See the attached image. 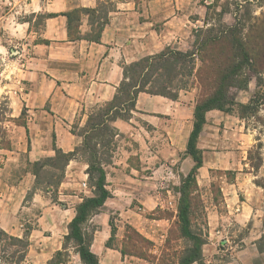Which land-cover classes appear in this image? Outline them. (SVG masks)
Returning a JSON list of instances; mask_svg holds the SVG:
<instances>
[{
    "label": "crops",
    "instance_id": "1",
    "mask_svg": "<svg viewBox=\"0 0 264 264\" xmlns=\"http://www.w3.org/2000/svg\"><path fill=\"white\" fill-rule=\"evenodd\" d=\"M102 1L106 0H0V26L10 35L4 36L9 37L0 44V54L14 48L17 51L9 62L11 83L8 85L6 81L9 89L3 95L8 98L10 108L11 120L6 124L13 125L10 130L12 151L7 157L9 167L15 168L23 158L27 163L54 158L56 150L66 154L74 152L82 144V138L74 134L73 127L84 128L97 109L113 100L123 81L124 68L144 57L159 54L167 47H176L178 31L172 29L173 21L165 22L160 29L150 22H142L134 0H111L114 9L99 44L71 42L64 14L77 9H96ZM22 14L31 16L32 21L16 18ZM38 16L44 19L37 26ZM81 21V33L89 34L92 31L90 17L83 16ZM39 40L47 43H37ZM14 43L16 46L11 47ZM195 91L182 93L178 101L140 94L132 119L112 123L117 134L116 148L112 165L105 168L112 198L102 209L120 203L119 179L126 177L136 181L132 176L141 172L149 175L152 164L154 170L160 172L169 169L168 164L179 162L183 177L193 170L195 162L187 155V148L194 128ZM24 110L26 127L15 122ZM206 121L197 142L203 160L197 183L199 186L211 184L214 171L233 172L236 182H225L221 188L223 203L220 209L213 205L207 218L211 238L214 240L216 232H220L217 238L223 236L231 243L230 247L225 251L214 243L205 264H264V252L259 250L264 238V188L256 182L264 179V155L258 169L250 159L251 150L263 139L256 138L245 120L236 114L214 110L207 113ZM133 159L141 163L140 169L131 166ZM71 165L81 166L79 170L84 173L88 169L87 163L79 160L71 161L68 168ZM9 183L6 177H0V189L8 188L12 196L33 188L35 176L28 171L27 178L16 186ZM64 185H61L60 195L68 204L63 205L60 212L57 204L38 201V193L33 197V202L42 204L39 230L48 233L50 246L52 242L55 244L42 251V255L47 256L46 264L62 251L69 224L84 200L76 191L66 194L68 187ZM151 199L155 198L151 196ZM141 202L144 205L150 200ZM0 208V228L9 233L7 220L14 221L16 207L1 201ZM47 217L52 219L49 227L45 222ZM110 238L111 228L109 232L106 227L93 237L91 250L100 263L108 255L106 252H115L107 248ZM225 252L230 253L223 262Z\"/></svg>",
    "mask_w": 264,
    "mask_h": 264
},
{
    "label": "rangeland",
    "instance_id": "2",
    "mask_svg": "<svg viewBox=\"0 0 264 264\" xmlns=\"http://www.w3.org/2000/svg\"><path fill=\"white\" fill-rule=\"evenodd\" d=\"M106 1L109 2L107 7L112 8L111 0ZM134 2L136 3V8L142 14L140 17L142 22H150L154 27L160 29L165 22L173 21L172 29L178 31L176 47L182 51L192 49L195 40L193 31L204 28L207 21L212 25H217L219 22L229 26L234 25L238 5H240L238 18L245 34H248L255 25L264 31V0H134ZM210 5L217 6L209 10L208 7ZM224 9H227V12L217 16ZM16 18L32 21L31 16L23 14ZM42 22V20L37 19L36 25L38 26ZM35 31H38V27H36ZM5 35L9 34H6L5 30L0 26V44L10 36L5 38ZM13 46H16V43L11 45V47ZM15 52L17 51L14 48L8 53L0 54V103L8 99L3 95L5 90L9 89L7 86L11 83L9 82V75H11L10 70L12 71V69L9 68V62ZM248 75L251 77L249 88L247 90L234 89L231 95L237 103L249 104L250 100H254L253 109L255 110L245 114V122L249 131L256 138L263 139L261 144H255L250 153L252 165L258 167L261 164V155H264V73L258 75L261 79L260 86H257V79L253 74ZM6 81L9 82L8 85ZM193 90H196V104L200 89L195 86L189 92ZM3 118L4 113L0 109V121ZM23 123L24 121L18 122L17 125ZM8 125L6 123L3 124L6 134L2 135L0 133V177H6L10 182L9 186H16L27 178V172L31 171L32 167L28 165L24 158L18 165L16 164L15 168L8 166L7 157L10 151L3 150L8 147V141L11 142L12 134L10 130L13 125ZM73 132L79 133L77 126L73 127ZM78 160L84 162L81 158ZM140 165L141 163L137 159L131 161V166L134 168L140 169ZM168 166L169 169L164 168L162 171L157 172L154 170L155 165L152 164L149 175H145L147 172H141V174L132 176L136 181L122 177L117 182V185H119L118 198L120 203L114 206L110 205L106 210L101 208L89 218L84 226L87 235L94 236L103 227H106L110 232V220H113L117 227L116 238L111 243L115 252H106L108 255L102 258L101 264H179V260L183 257L185 251L192 247L193 243L183 238L180 232L182 225L179 222L178 215L183 178L180 171V163L168 164ZM79 167L81 166L71 165L70 168L67 167L63 179H61L63 173L47 169L46 171L55 174L56 177L53 179L46 177L44 182L43 180L40 181L44 183L42 186L36 185L35 179L33 188L28 191L24 189L20 193L16 192L12 196L9 195L8 188L0 189V203L5 201V204L10 203L16 207L14 221L9 218L7 220L10 230L8 234L22 238L27 228L32 230L31 247L26 264H46L47 256H43L42 251L45 248L55 247L53 242L51 246L49 245L48 233L39 230L38 223L43 210L41 208L42 204L33 202L34 194L38 193L40 196H38V201L42 203L47 205L57 204L58 212H60L63 205L68 204L64 202L66 199L63 195H60L62 184H65L64 187H68V190H65L66 194L76 191L84 198L94 196V189L89 182L87 173L79 170ZM125 171L127 172L128 170ZM211 179V184L208 183L201 186L198 184L197 187L192 188L190 196L192 230L196 233H201L206 240V245L203 247V254L205 255L203 264L209 259V250L214 243L218 249L225 251L229 249L231 244L227 242L223 247L221 243L223 236L219 239L215 237L214 240L211 238L207 226V218L213 205H217L220 209L223 203L221 188L225 182H236V174L233 172L214 171ZM48 181H51L53 185L48 187L46 185ZM256 182L264 185V179H259ZM83 183L88 184L89 190H83ZM107 190L111 193L110 187H107ZM151 196L155 199H151ZM142 200H150V202L143 205ZM171 201L175 203L174 208L169 205ZM156 203L158 206H156ZM166 221L169 222L166 223ZM45 222L47 227L52 225L50 217H47ZM134 231L151 244L143 242L136 236ZM43 243H46V246ZM64 244L65 240L63 241ZM66 246L69 254V257L66 258V264H83L74 249L73 242L66 243ZM121 252H124V255ZM228 253L230 252H225V257L221 259L223 262L228 260ZM0 264L3 263L0 262Z\"/></svg>",
    "mask_w": 264,
    "mask_h": 264
},
{
    "label": "trees",
    "instance_id": "3",
    "mask_svg": "<svg viewBox=\"0 0 264 264\" xmlns=\"http://www.w3.org/2000/svg\"><path fill=\"white\" fill-rule=\"evenodd\" d=\"M112 4V3H111ZM109 2L102 1L96 9H77L64 14L68 20V36L71 42L88 41L100 43V37L109 23V14L114 9L108 8ZM217 5H210L208 9ZM227 12V9L217 14ZM240 5L235 17L234 25L219 22L212 25L208 21L204 28L193 31L194 43L189 51H182L174 47H167L161 53L144 57L124 68V78L113 100L97 109L88 119L86 126L79 130L78 136L82 144L72 153H63L56 150L54 158L29 163L31 173L35 176L36 185L42 186L40 181L47 177L55 178V174L46 171L52 169L63 173L71 161L81 158L87 163L86 171L89 182L94 189V196L84 198L76 208V215L68 227V235L62 251L57 252L47 264H66L69 257L66 243L73 242L74 249L83 264H101L98 256L91 250L93 235H87L84 226L89 218L104 207L108 199L112 198L107 190V173L105 168L112 165V158L116 148V132L112 123L122 120L130 121L136 111V103L140 94L161 96L178 101L182 93L189 92L193 87L200 89L199 98L194 109V128L190 135L187 155L195 162V167L182 178L179 203V222L182 225V237L193 243L185 251L179 264H203V247L206 240L201 233H196L191 227V190L198 186L197 173L203 165L202 154L197 149V142L206 124L207 113L217 110L226 114H236L245 120V114L253 109L254 100L249 104L237 103L231 95L232 90H247L253 74L260 86L258 75L264 73V31L255 25L248 34H245L241 21L238 18ZM83 16H89L92 31L83 35L80 31ZM37 19L43 20V16ZM208 20V19H207ZM37 43H47L39 40ZM4 113L0 121V133L6 134L3 124L10 121L9 102L0 103ZM238 111V112H237ZM26 110L16 120V124L26 127ZM74 134H76L74 132ZM3 150L12 151V144ZM258 169V167H255ZM48 187L53 183L48 181ZM264 188V185H262ZM111 238L107 248L112 247L116 238L117 227L110 220ZM32 230L27 228L22 238L12 236L0 230V262L3 264H26L31 247ZM134 233L143 242L151 244L135 231ZM259 250L264 252V238L259 244ZM124 255V252H121Z\"/></svg>",
    "mask_w": 264,
    "mask_h": 264
},
{
    "label": "built area",
    "instance_id": "4",
    "mask_svg": "<svg viewBox=\"0 0 264 264\" xmlns=\"http://www.w3.org/2000/svg\"><path fill=\"white\" fill-rule=\"evenodd\" d=\"M82 187H83V190H89V188H88V184H87V183H83ZM174 204H175V203L172 202V201L169 203L170 207H173V208L175 207ZM220 234H221L220 232H216V238L219 237V236H221ZM221 243H222V246H223V245L225 246V243H227V241L223 238V239L221 240Z\"/></svg>",
    "mask_w": 264,
    "mask_h": 264
}]
</instances>
